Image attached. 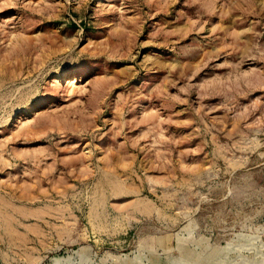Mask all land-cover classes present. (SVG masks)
I'll use <instances>...</instances> for the list:
<instances>
[{"label":"rangeland","instance_id":"374dc122","mask_svg":"<svg viewBox=\"0 0 264 264\" xmlns=\"http://www.w3.org/2000/svg\"><path fill=\"white\" fill-rule=\"evenodd\" d=\"M0 264H264V0H0Z\"/></svg>","mask_w":264,"mask_h":264},{"label":"bare ground","instance_id":"6f19581e","mask_svg":"<svg viewBox=\"0 0 264 264\" xmlns=\"http://www.w3.org/2000/svg\"><path fill=\"white\" fill-rule=\"evenodd\" d=\"M71 82H73V81H71Z\"/></svg>","mask_w":264,"mask_h":264}]
</instances>
